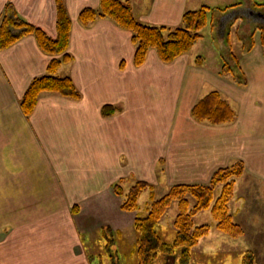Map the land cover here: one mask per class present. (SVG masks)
I'll return each instance as SVG.
<instances>
[{
    "label": "crops",
    "instance_id": "obj_1",
    "mask_svg": "<svg viewBox=\"0 0 264 264\" xmlns=\"http://www.w3.org/2000/svg\"><path fill=\"white\" fill-rule=\"evenodd\" d=\"M122 1L138 21L169 28L182 27L187 11L207 6L210 16L217 6L222 15L237 5ZM9 3L24 21L57 38L56 0H0V18ZM65 3L72 21V61L56 75L72 79L79 99L43 92L27 117L20 102L31 82L47 74L52 56L33 35L0 50V264H105V254L135 256L138 262L133 243L124 245L128 234L136 233L133 212L121 209L117 185L127 194L138 181L156 188L206 184L219 169L243 161L240 191L255 193L251 200L264 199V50L259 43L236 56L242 58L246 85L224 75L218 63L210 64L220 58V49L201 47L206 27L216 30L214 18L190 53L166 64L151 49L137 67L130 31L109 18L87 26L79 21L84 9L99 10L101 0ZM252 6L248 0L240 10L264 14ZM214 91L234 109L232 122L216 125L192 116L194 106ZM105 107L110 114H104ZM239 198L245 201L242 194ZM232 212L242 225L241 210Z\"/></svg>",
    "mask_w": 264,
    "mask_h": 264
},
{
    "label": "trees",
    "instance_id": "obj_2",
    "mask_svg": "<svg viewBox=\"0 0 264 264\" xmlns=\"http://www.w3.org/2000/svg\"><path fill=\"white\" fill-rule=\"evenodd\" d=\"M57 2V38H50L42 29L24 21L17 13L13 4L6 5L0 18V50L14 45L22 38L33 35L36 37L39 47L46 54L52 56L47 74L34 79L29 85L20 105L27 117H30L37 105L38 98L43 92L56 93L71 99L81 97L71 78H61L56 75L63 63L72 61L69 53L70 34L72 21L66 8V0ZM210 8L203 6L197 11H187L183 17V26L169 28L167 26H150L138 21L131 6L122 0H101L99 10L91 8L84 9L79 15V21L87 26L98 18H109L119 27L132 33V41L136 47L134 64L142 66L147 59L151 49H155L162 62L170 64L178 57L190 53L195 44L202 39V30L208 25ZM264 46V39L262 40ZM232 58V67L222 72L224 75L233 73L234 79L239 84L246 85V76L238 64L236 55ZM200 62V61H199ZM226 65V64H225ZM237 72V75L235 74ZM245 82V83H244ZM104 114L108 113V107L104 108ZM192 116L198 121H208L212 124L221 125L232 122L236 113L230 104L223 100L220 93L214 91L202 98L192 109ZM245 170L244 163L239 161L234 165L219 169L208 186L179 184L170 189L161 199L156 200L153 193V186L144 181H138L130 191L125 194L120 185L115 186V192L123 196L121 209L126 212H138L134 228L141 230L144 223H152V231L155 232V225L160 222L162 216L174 201L179 202L180 214L176 220L178 230L177 241L187 248L195 246L198 241L208 235L210 227L203 225L193 227L192 217L201 211L211 207L214 200V190L219 185H224L223 193L213 206V214L218 221V229L234 237L243 235V228L234 222L229 211V202L234 195L235 181L240 178ZM151 192V206L147 216L140 213L139 199L146 192ZM191 197V199H190ZM194 201L193 208L191 203ZM143 222L140 226L139 224ZM193 232L191 233V230ZM140 232V231H139ZM153 232V233H154ZM184 237V238H181ZM150 246L148 237L140 240L138 253L139 264H154L146 255V249ZM150 248V247H149ZM156 255V251H153Z\"/></svg>",
    "mask_w": 264,
    "mask_h": 264
},
{
    "label": "rangeland",
    "instance_id": "obj_3",
    "mask_svg": "<svg viewBox=\"0 0 264 264\" xmlns=\"http://www.w3.org/2000/svg\"><path fill=\"white\" fill-rule=\"evenodd\" d=\"M255 3L264 5V0H251V4L254 6H252L253 8L257 10L261 9L260 11L264 12V6H259ZM235 4L237 5L232 10H229V6L227 9L224 8L227 5ZM247 4L248 0H227L226 2H220L218 7L228 11L222 15L218 13V9L215 8L217 6H213L214 10L212 8L209 19L210 21L212 18H214V20L217 19L215 23L216 30L215 32H212L211 27H206L207 29L203 31L206 33V36L204 42L202 41L203 45L201 47H203L204 51H210L212 45L220 49V58L209 59L212 66L218 63L219 66L222 67V72L228 70L229 68L227 69V67H232L234 62L232 58H230L232 54L238 57V55L244 53L245 51H250L248 49H253L257 43H259L257 44L258 47L262 46L261 48L264 50V46L262 45V40L264 39V17L252 13L248 14L245 10H240L245 8ZM257 5L259 7H263V9L257 7ZM253 8L252 10H254ZM254 11L257 12L256 14L259 12L256 10ZM247 15H250L251 18L248 22L245 20ZM218 24H220V28ZM212 39H215V42ZM199 50L200 49L198 48L194 52H198ZM237 59L238 64H240L239 62L242 58ZM235 74L237 75V72H235ZM229 75L233 76V73H230ZM210 182L201 185L208 186ZM242 183V179H236L234 195L232 196L229 204V211L234 217L232 212L233 208L235 207L241 210L239 220L243 225H240L243 228V232L245 233V230L247 231L245 236L243 233V235L239 237H234L218 229V221L215 219L212 209L215 202L223 193L224 185L222 184L214 190V200L211 207L192 217L194 228L203 225L210 227L208 235L201 238L195 246L187 248L186 246L184 247V245H180L177 241L180 234H178L175 223L181 212L178 201H174L172 203L166 213L162 216L160 222L155 225V232L151 229L153 226L152 223H144L143 226L140 227V232L138 230H134L136 236L134 234H128L127 237L129 242H125L124 245H131L130 242H132L134 252H136V257L138 258L137 250L139 242L141 239L148 237L150 241V248L148 247L145 251L146 255L149 257L148 261L151 259L154 264H264V199L262 198L260 201L251 200L253 199L255 193H253L252 196H249L247 193L240 191ZM242 188L244 189L245 187ZM170 189L171 187H153L155 199H161L170 191ZM241 194L245 201L239 198V195ZM150 196L151 192L146 191L139 199V213L143 217L147 216L149 213V208L152 204ZM193 205L194 201L191 203V209L193 208ZM137 214L138 212H133L134 225ZM233 220L234 222H237V218L234 217ZM142 223L143 222H141L139 226ZM192 232L193 229L191 230V233ZM181 238L184 237L181 236ZM109 240L110 242H108V248L111 247L113 244L112 242H114L111 238ZM117 240L118 244L122 242L121 239L117 238ZM153 251H156V255L153 254ZM103 257L105 264H119L120 261V264H126L127 262L128 264H139V262L135 261V256H132L133 258H126V260L122 256H114L113 254L110 256L105 254ZM112 260L114 261L112 262ZM95 264H100L99 260H97Z\"/></svg>",
    "mask_w": 264,
    "mask_h": 264
},
{
    "label": "flooded vegetation",
    "instance_id": "obj_4",
    "mask_svg": "<svg viewBox=\"0 0 264 264\" xmlns=\"http://www.w3.org/2000/svg\"><path fill=\"white\" fill-rule=\"evenodd\" d=\"M259 16H262V17H264V14H260Z\"/></svg>",
    "mask_w": 264,
    "mask_h": 264
}]
</instances>
